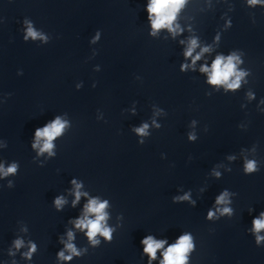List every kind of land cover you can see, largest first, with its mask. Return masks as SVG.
Wrapping results in <instances>:
<instances>
[{
    "label": "water",
    "instance_id": "95a60500",
    "mask_svg": "<svg viewBox=\"0 0 264 264\" xmlns=\"http://www.w3.org/2000/svg\"><path fill=\"white\" fill-rule=\"evenodd\" d=\"M143 2L0 0V18H5L0 24V93H13L0 105V138L8 141L0 158L21 165L13 178L15 188L0 189V259L8 258L6 249L17 221L23 220L40 246L34 264H56L58 234L77 210L57 212L51 201L69 187L72 176H78L94 194L111 199L113 217L123 212L125 220L111 243L90 249L72 264H146L139 243L146 232L175 237L183 230L192 231L197 239L192 264H264V248H258L246 232L252 220L247 209L254 206L257 213L264 209V167L245 175L238 160L222 179L207 177L226 154L257 142L258 155L264 159V113L256 111V102L241 109L245 89L206 96L202 76L179 71L180 47L148 36ZM205 3L192 0L189 16L197 14L202 37L211 40L226 6L219 4L214 12L200 14ZM234 3L233 27L224 33L221 50H245L246 66L253 70L249 86L259 98L264 96V9H249L243 0ZM25 16L53 36L49 44L23 41L20 22ZM98 28L103 30L102 40L91 46L89 38ZM92 47L99 49V55L89 60ZM97 63L100 72L93 71ZM21 68L24 74L18 76ZM80 80L84 87L76 90ZM94 80L99 82L96 88L91 86ZM133 100L139 101L135 116L124 111ZM153 103L165 108L168 116L162 118L164 126L139 145L130 125L147 119ZM97 109L105 113L107 123L96 119ZM65 111L73 127L58 141L57 157L40 167L30 148L34 130ZM193 118L200 121V139L195 143L186 135ZM241 121H250L247 130L238 128ZM162 152L167 159H161ZM206 179L209 188L200 197L198 189ZM181 185L193 189L199 199L196 208L172 202ZM225 187L239 194L236 215L207 221L208 207ZM78 243L86 240L81 236Z\"/></svg>",
    "mask_w": 264,
    "mask_h": 264
},
{
    "label": "clouds",
    "instance_id": "9594fccd",
    "mask_svg": "<svg viewBox=\"0 0 264 264\" xmlns=\"http://www.w3.org/2000/svg\"><path fill=\"white\" fill-rule=\"evenodd\" d=\"M192 0H144L142 10L146 12L145 25L148 36L156 40L173 41L180 47L182 60L179 63V71L182 73H197L203 77V82L208 86L205 95L213 96L214 93L225 95L235 94L242 89L244 102L240 107L247 110L249 104L255 103L256 111L264 113V96L257 97V92L249 86L250 77L253 76L251 67L246 66L247 53L242 48H232L227 52L221 50L224 33L233 27V17L230 13L235 11L234 0H206L200 14L214 12L217 5L223 4L226 10L220 15L222 21L215 30L211 40L202 37L197 27V14L189 16V6ZM245 7L249 9H264V0H243ZM253 24L257 23L255 12H251ZM5 18H0V24ZM20 32L24 42H34L38 45L49 44L53 36L36 22L25 16L20 22ZM103 37V30L96 29L89 38V44H99ZM99 55V49L92 47L89 60ZM102 66L93 65V71L100 72ZM23 69L17 70V75L22 76ZM136 80L142 81V76L136 75ZM98 81L92 82V87L98 86ZM245 86H248L245 88ZM84 87V81L75 83L76 90ZM13 93H0V105L7 102ZM139 101L133 100L130 107L124 109L132 116L138 113ZM168 112L157 103L151 105V115L138 124L130 125V131L137 137V143L144 145L153 134V130H159L164 125L162 118H166ZM96 119L107 123L105 113L97 109ZM250 121H241L237 126L241 130H247ZM73 127V121L68 112L55 113L42 126L35 128L30 140V148L35 153L33 162L44 167L48 161L58 155V141L61 140ZM186 133L187 140L195 143L200 139V121L193 118L188 123ZM209 131L208 125L203 128ZM8 147V141L0 138V151ZM259 142L251 147H242L238 153L226 154L224 160L215 163L207 173L208 178L222 179L225 172L233 171L232 165L236 161H242V171L245 175H252L261 171L264 167V159L258 155ZM161 159H167V153L162 152ZM192 157L189 156V160ZM20 161L0 158V189L15 188L14 177L19 174ZM59 172V169H57ZM6 183H3L5 182ZM69 187L57 193L52 201V207L57 212H63L66 208L77 210V215L70 216L65 224L64 231L58 234L57 243L61 246L55 253L56 264H72L74 260L82 259L89 254L90 249L95 250L102 244L111 243L117 231L124 227L125 216L119 212L113 217V203L103 194H94L85 181L78 176H72ZM207 179L199 187L198 193L202 197L208 191ZM239 194L225 187L213 198L208 207L205 219L217 222L223 218L231 220L236 215L234 207L235 198ZM174 204L187 203L196 208L199 199L194 197L193 189H185L178 186L176 193L171 197ZM248 214L252 217L250 226L246 232L254 238L258 248H264V209L259 210L250 206ZM18 228L6 249L8 258L0 259V264H34V257L40 246L32 238L29 225L23 221H17ZM83 237L86 243H78V238ZM142 246L141 260L146 264H192V256L197 250V239L190 230H183L175 237L160 235L155 232H146L140 239Z\"/></svg>",
    "mask_w": 264,
    "mask_h": 264
}]
</instances>
